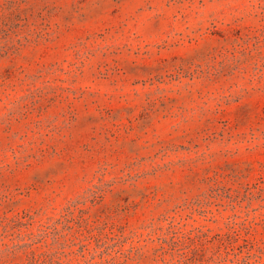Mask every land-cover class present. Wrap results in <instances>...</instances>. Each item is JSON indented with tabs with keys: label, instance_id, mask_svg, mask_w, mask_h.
<instances>
[{
	"label": "rangeland",
	"instance_id": "rangeland-1",
	"mask_svg": "<svg viewBox=\"0 0 264 264\" xmlns=\"http://www.w3.org/2000/svg\"><path fill=\"white\" fill-rule=\"evenodd\" d=\"M0 264H264V0H0Z\"/></svg>",
	"mask_w": 264,
	"mask_h": 264
}]
</instances>
